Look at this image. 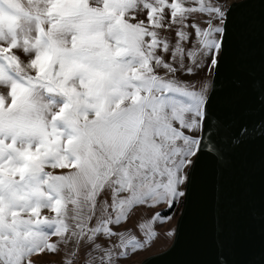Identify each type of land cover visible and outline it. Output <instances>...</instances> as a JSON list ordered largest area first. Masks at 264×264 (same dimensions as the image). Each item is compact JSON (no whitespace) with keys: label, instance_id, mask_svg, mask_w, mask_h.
<instances>
[{"label":"snow or ice","instance_id":"6c2138e0","mask_svg":"<svg viewBox=\"0 0 264 264\" xmlns=\"http://www.w3.org/2000/svg\"><path fill=\"white\" fill-rule=\"evenodd\" d=\"M237 6L0 0V264L60 245L118 264L158 238L171 216L138 222L142 238L121 225L138 206L186 198L200 157L217 152L208 81L182 77L219 68Z\"/></svg>","mask_w":264,"mask_h":264},{"label":"water","instance_id":"95a60500","mask_svg":"<svg viewBox=\"0 0 264 264\" xmlns=\"http://www.w3.org/2000/svg\"><path fill=\"white\" fill-rule=\"evenodd\" d=\"M233 4L209 89L217 152L196 164L171 243L139 264H264V0Z\"/></svg>","mask_w":264,"mask_h":264},{"label":"rangeland","instance_id":"374dc122","mask_svg":"<svg viewBox=\"0 0 264 264\" xmlns=\"http://www.w3.org/2000/svg\"><path fill=\"white\" fill-rule=\"evenodd\" d=\"M233 0H213V2L223 4L225 7L229 5V3ZM23 3H26L27 0H22ZM201 26H206L204 24H201ZM162 35H168L167 33H162ZM70 39V38H69ZM185 80L189 81H195L200 78H204L208 81L209 89L211 86V78H212V71H209L208 69H205L202 73H200L199 77H182ZM3 89H0V92H2ZM45 171L52 172L54 175H65L69 172L74 171L71 167L64 168V169H53L50 166L45 167ZM181 199L178 203H176L170 210L165 211L166 205L160 204L156 207H146V206H138L136 207L132 214L130 215V218L124 222L121 225V229L131 230L135 235L142 238L140 236V232L137 230L136 225L138 222H145L149 219H151L152 215L156 212H161L165 216H171V220L165 221L164 223L160 224H154L153 228L155 231L159 234L158 238L155 239V241L148 246L144 250L137 251L136 253L132 254L128 258H122L118 261V264H139V262L146 257L147 255L159 252L163 249H165L172 241L173 234H174V227L175 222L177 219V216L180 212L181 206H182ZM69 208H71V205H68ZM42 216H51L54 215L48 210H42L41 213ZM171 232V236H168L166 233ZM58 238L56 236H50L49 242L55 243ZM98 243H101L102 246L104 244L103 240H98ZM83 258H84V252L81 250L79 254L74 258L69 253L68 250L65 249L64 245H60V251L55 253H49L47 251L42 253H34L30 257V259L33 261V264H64L65 260H75V264H83Z\"/></svg>","mask_w":264,"mask_h":264}]
</instances>
